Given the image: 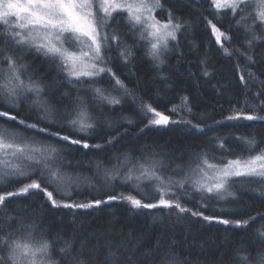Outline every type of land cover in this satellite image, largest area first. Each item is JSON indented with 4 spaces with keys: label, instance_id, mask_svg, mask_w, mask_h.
I'll return each mask as SVG.
<instances>
[{
    "label": "trees",
    "instance_id": "trees-1",
    "mask_svg": "<svg viewBox=\"0 0 264 264\" xmlns=\"http://www.w3.org/2000/svg\"><path fill=\"white\" fill-rule=\"evenodd\" d=\"M162 3L163 9H159L158 16L166 20L170 10L174 18L184 25L177 40L163 55V64H158L147 54L143 41H138V37L131 38L136 33L128 27L130 24L125 14L113 15L111 27L119 30L123 43L119 48L110 44L106 60L129 94L126 95L108 77L96 86L117 96L121 100L119 105L92 103V94L87 90L89 84L71 86L72 83L65 79L59 68L56 69L40 55L20 51L8 53L22 57L21 61L31 62L30 75L35 80H42L45 98L55 110L70 113L76 106L78 96L89 99V111L96 127L87 133L73 135L74 130L65 126L62 127L65 129L62 134L72 135L76 139L87 135L90 145L99 144L103 146L102 149H84L45 134L37 137L61 149L66 161L70 162L64 169L66 172L88 178L81 186L73 187L71 198L65 199V202L87 203L93 198L104 199L106 194L135 195L130 185H122L119 180L106 184L102 175L104 168L119 167L125 153L130 154L133 160L154 155L163 161L162 171L179 178L180 169L188 171L194 167L195 154L203 151L230 159L247 156V148L236 139L238 137L255 135L258 147H264V123L240 120L226 121L224 126H220L214 122L223 121L245 99L255 103L252 93L259 91L261 81H264V39L254 42L253 49L249 50L244 43L252 35L245 31L244 26L249 25L248 22L237 24L238 14L233 16L228 12L213 11L210 0H162ZM207 21L216 23L217 27L230 34L232 42H224V48L232 51L231 56L215 42ZM5 47L0 43V48ZM125 48L132 53L127 61L120 57V52ZM235 49L252 55L255 65H248L244 56ZM246 65L258 77L249 80L247 91L238 80L239 73ZM205 69L209 73L207 76L204 75ZM184 97L188 98L191 111L182 115L171 112ZM143 104H151L172 120H190L192 125L199 124L200 127L193 128L186 124L146 126L152 117L141 107ZM20 111L24 117H32L29 123L35 122L38 115L35 106L29 108L22 102ZM249 114L264 115V112ZM63 118L67 120V116ZM4 123L0 120V124ZM232 124L250 126L232 127ZM7 127L16 126L7 124ZM18 131L25 133L22 127ZM25 134L36 135L33 131ZM216 137L224 139L229 152L215 148ZM108 139H118L119 142L110 146L106 142ZM117 157L121 159L118 161ZM97 163L102 165L99 170ZM178 165L180 168H177ZM8 179L0 184V194L16 192L21 187L19 183L12 182L13 178ZM235 189L237 199H230L228 205L213 199L207 201L206 209L199 208L200 200L191 191L188 198H182L181 202L193 210L204 211L205 215L232 220L248 219L249 216L264 213V197L254 190L255 185ZM144 190L147 192L149 187ZM150 195L155 199L154 193ZM56 198L60 199L59 196ZM5 203L7 207L0 211V235L15 232L20 226L19 223H12L10 218L24 225L34 224L37 237L44 236L53 241L55 260H60L57 252L62 247V240H69L75 246L83 245L84 251L91 253L92 264H110V253L115 254L120 264H160V257L168 251L176 254L185 264H238L235 257L240 249L251 252L253 256L264 252V240L257 235V229L264 224V220L258 217L257 223L250 224L245 231L208 223L174 210H138L124 200L112 201L99 209H55L45 197L33 190L29 194L11 197ZM229 212L235 214L228 215Z\"/></svg>",
    "mask_w": 264,
    "mask_h": 264
},
{
    "label": "snow or ice",
    "instance_id": "snow-or-ice-1",
    "mask_svg": "<svg viewBox=\"0 0 264 264\" xmlns=\"http://www.w3.org/2000/svg\"><path fill=\"white\" fill-rule=\"evenodd\" d=\"M210 5L213 11L228 10L233 16L237 15L238 10L243 13L242 5H252L254 11L250 15L253 17V23L244 26L245 31L252 35L244 43L252 50L254 42L264 39V36L253 31L257 25L264 28V0H210ZM156 9H163L162 0H0V25L3 26L0 43L6 45L5 48H0V120L5 122L0 124V184L8 178H13L12 182L21 185L16 192L0 194V211L7 207V199L35 190L55 209H99L112 201L124 200L138 210H174L178 214L190 215L208 223L232 226L245 231L250 224L257 223V217L264 220V213L249 216L248 219L235 220L205 215L204 211L193 210L181 202L182 198H188L189 188L192 193L197 194L200 200L199 208L206 209L208 200L226 201L229 197L236 200V193L231 191V188L240 180H255L260 188L254 190L264 197V147H258L255 135L236 138L246 146L247 156L229 159L227 156L210 155L206 151L197 153L194 156V167H190L188 171L180 169V179L164 175L163 161L154 155L146 156L142 160H133L129 154H122L123 160L119 167L103 169L104 182L114 184L119 180L122 185H130L135 195L106 194L104 199L93 198L87 203L65 202V199L71 198L73 187H78L88 178L66 172L64 169L70 162L66 161L61 149L53 144L41 142L37 137L45 134L49 138L55 137L59 141L84 149H102L103 146L90 145L87 135L76 139L72 138V135L62 134L65 129L57 124L58 113L45 98L43 84L31 75L25 76L28 65L20 62L22 57L8 53L20 51L40 55L48 62L58 65L65 79L73 85L89 84L87 90L92 94V103L119 105L121 100L117 96L106 94V89L96 86L108 77L118 88L123 89L126 95L129 94L105 58L110 49V41L118 48L123 42L117 32L109 33L104 29L113 19V13L125 14L132 29L138 32V41L144 42L147 54L158 64H163L162 57L169 50V42L177 40V33L184 25L175 20L170 10L165 21L157 19L153 14ZM245 19L246 17L241 15L236 23L240 24ZM207 24L210 25L215 42L231 56L232 51L224 48V42L231 44L232 37L222 31L221 27H217L216 23L207 21ZM234 51L244 56L248 65H255L256 61L252 55L240 52L239 49ZM131 54V50L125 48V51L120 52V57L127 61ZM204 75H209L206 69ZM256 79L258 77L247 65L238 75V80L246 91L249 80ZM29 94L34 97L32 102L38 110L35 122L31 123L29 121L32 117H24L19 106L21 98H27ZM252 96L255 103L245 99L244 103L233 109L232 114L225 116L223 121L214 122L220 126H224L226 121L240 120L264 123V115L249 114L264 112V81H261L260 90L253 92ZM187 100L188 98L184 97L185 105ZM141 107L152 115L146 126L186 124L193 128L200 127L199 124L192 125L190 120H172L169 115L157 111L151 104H143ZM171 112H177L176 107H173ZM7 124H14L16 127L10 128ZM21 127L25 133L33 131L36 135H24L18 131ZM66 127L74 130L73 135L87 133L96 127L89 111V99L77 97L73 112L67 113ZM215 140L216 149L229 152L224 139L216 137ZM106 142L114 146L119 140L108 139ZM120 159L117 157L118 161ZM96 167L99 170L102 165L97 163ZM146 187L152 188L155 199L143 190ZM10 219L12 223H19L20 226L15 232L8 231L5 235H0V253H4L0 255V264H92L91 253H86L83 245L75 246L69 240H62V247L57 252L60 260L53 259L54 243L44 236L37 237L36 225H24L14 218ZM257 235L264 240V224L257 229ZM110 256V264H120L114 253H110ZM235 259L238 264H264V252L253 256L251 252L240 249ZM160 264L185 262L168 251L160 257Z\"/></svg>",
    "mask_w": 264,
    "mask_h": 264
},
{
    "label": "rangeland",
    "instance_id": "rangeland-1",
    "mask_svg": "<svg viewBox=\"0 0 264 264\" xmlns=\"http://www.w3.org/2000/svg\"><path fill=\"white\" fill-rule=\"evenodd\" d=\"M244 10H243V13H240L239 12V10L237 11V14H238V16H239V19H240V16L241 15H244L245 17H246V19L245 20H243V21H241V22H248V24L249 25H251L252 23H253V17H252V15H250V13H252L253 11H254V9H253V6L252 5H249V6H247V7H245L244 5H242L241 6ZM158 11H159V9H156L155 11H154V15L156 16V18L157 19H159V20H161V21H165V20H163V19H161L159 16H158ZM219 12H228V13H230V11H228V10H223V11H219ZM114 14H116V13H113V15ZM125 17H126V15H125ZM97 18L99 19L100 18V14L98 13L97 14ZM126 19H127V17H126ZM177 22H179L177 19H175ZM128 21V20H127ZM250 22V23H249ZM180 23V22H179ZM128 25V24H127ZM112 26V24H111V20L109 21V24H108V27H106L105 29H104V31H107V32H109V33H111V32H113V31H115V32H117L118 33V29H116V28H114V27H111ZM128 27L130 28V30H132V31H134L136 34H133L132 36H131V38L132 39H137V37H138V32L136 31V30H134V29H132V27L130 26V25H128ZM118 30V31H117ZM222 31H225V32H227L226 30H223V29H221ZM3 31V26L2 25H0V32H2ZM253 31L255 32V34H257V35H261V36H264V28H262V27H260L259 25H257L254 29H253ZM178 34H179V32L177 33V37H178ZM227 34L230 36V34L227 32ZM122 37V36H121ZM172 43H173V41H170L169 42V50H170V48H171V45H172ZM110 44H113V45H115L114 43H112L111 41H110ZM168 50V51H169ZM167 51V52H168ZM166 53V52H165ZM164 53V54H165ZM163 54V55H164ZM11 55H13V54H11ZM24 55H25V53H24ZM35 56H36V54H34ZM14 56H16V55H14ZM17 57H19V56H17ZM44 58V57H43ZM106 58V57H105ZM20 62H22V63H25V64H27L28 65V69H27V72L25 73V76L27 77V75H30V68H29V65H30V63L31 62H24V61H21L20 60ZM54 65V64H53ZM6 66V65H5ZM55 66V68L57 69V68H59V66L58 65H54ZM60 70V69H59ZM62 72V71H61ZM63 73V72H62ZM63 75H64V73H63ZM37 81H39V82H41L42 83V80H37ZM71 86H74L73 84H71ZM106 94H109V92H106ZM111 95H113L112 93H110ZM33 99H34V97H32L31 96V94H29V96L27 97V98H21V100L19 101V106H20V104L23 102V104H25L26 106H28L29 108L30 107H36V105L35 104H33ZM27 100H29V101H27ZM176 107V109H177V113L179 114V115H182V114H184V113H187L188 112V109H189V107H188V100H187V105H185L184 104V99L181 101V103H179L177 106H175ZM57 111V113H58V117H57V124L59 125V126H61V127H65L66 126V121H65V118H63V116H67V113H68V111L67 110H56ZM151 117H152V115H151ZM24 135H26L25 133H24ZM26 136H29V135H26ZM39 141H41V142H44V143H48V144H52V143H50V141H47V140H40L39 138H37ZM243 158V157H242ZM230 159V158H229ZM162 173L164 174V175H166V176H168V175H173L174 177H175V179H180L181 177H176L174 174H172V173H168V172H166V171H162ZM7 180H9V179H7ZM249 181H251V182H248V181H246V180H240V182H238L237 184H235V185H233V187L231 188V191H235V193H236V189H234V187L236 188V187H242V186H247V185H255V188L256 189H259L260 188V185L255 181V180H249ZM147 183V182H146ZM83 184V182L82 183H80L79 184V186H81ZM78 186V187H79ZM62 191H63V189H61ZM144 190V189H143ZM101 190H98L97 192H100ZM145 191V190H144ZM188 191H191V189L189 188L188 189ZM146 192V191H145ZM147 193H149V195L150 194H153L154 192H153V190H152V188L151 187H149V190L147 191ZM154 195H155V193H154ZM230 199H232V197H229L228 198V200H226V201H224V200H218L219 202H222L223 204H226V205H228L229 203H230ZM184 205V204H183ZM185 206V205H184Z\"/></svg>",
    "mask_w": 264,
    "mask_h": 264
},
{
    "label": "bare ground",
    "instance_id": "bare-ground-1",
    "mask_svg": "<svg viewBox=\"0 0 264 264\" xmlns=\"http://www.w3.org/2000/svg\"><path fill=\"white\" fill-rule=\"evenodd\" d=\"M217 119V118H216ZM213 144V143H212ZM128 154V153H127ZM243 154V153H242ZM130 155V154H129ZM148 156V155H147ZM115 161V160H114ZM173 176V175H172ZM178 177V176H177ZM234 189H235V187H234ZM233 192H235V191H233ZM107 193V192H106ZM105 193V194H106ZM119 193V192H118ZM130 193V192H129ZM147 193V192H146ZM237 197V196H236ZM195 200V199H194ZM196 202V201H195ZM199 205V204H198ZM219 211V210H218ZM219 215V214H218ZM235 220V219H234ZM159 238V237H158ZM187 244V243H186ZM200 248V247H199ZM136 258V257H135ZM125 263V262H124Z\"/></svg>",
    "mask_w": 264,
    "mask_h": 264
}]
</instances>
